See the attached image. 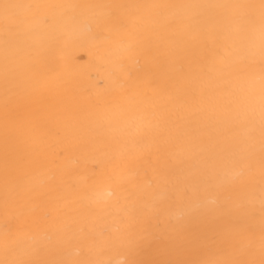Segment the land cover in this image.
<instances>
[{
	"label": "bare ground",
	"instance_id": "obj_1",
	"mask_svg": "<svg viewBox=\"0 0 264 264\" xmlns=\"http://www.w3.org/2000/svg\"><path fill=\"white\" fill-rule=\"evenodd\" d=\"M0 264H264V0H0Z\"/></svg>",
	"mask_w": 264,
	"mask_h": 264
}]
</instances>
